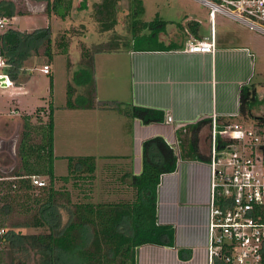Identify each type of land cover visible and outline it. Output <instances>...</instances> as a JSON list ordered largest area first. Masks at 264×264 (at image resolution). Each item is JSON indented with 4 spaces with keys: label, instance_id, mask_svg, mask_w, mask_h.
<instances>
[{
    "label": "trees",
    "instance_id": "1",
    "mask_svg": "<svg viewBox=\"0 0 264 264\" xmlns=\"http://www.w3.org/2000/svg\"><path fill=\"white\" fill-rule=\"evenodd\" d=\"M109 5L113 8L112 2ZM109 5L105 8H109ZM72 9L73 0H49L46 10L49 17L55 15L66 20ZM114 13L112 9V14ZM144 13L143 2L137 0L131 28L133 48L137 51L160 47L159 35L167 25L166 21L159 18L152 22L143 21ZM15 16L13 4L0 0V17L11 20ZM114 24L115 20H112L107 30ZM198 24L191 21L188 26L194 32L198 30ZM147 30H150L149 34L145 33ZM58 51L61 55H67L69 43L64 34L59 41H53L51 27L26 33L11 26L0 34V54L6 58L8 73L16 83L22 74H26L27 62L42 54L47 63L52 64ZM88 70L83 69L79 83L87 85L85 96L76 97V91L69 84L68 109L94 107L95 101L91 99L95 98L96 91ZM254 91L253 85L242 87V117L248 115V111L254 106ZM121 108V104L117 106L120 113L144 124L164 122L161 111L133 105L125 111ZM37 113L36 118L33 115L22 116L23 132L18 146L21 161L19 171L8 178L0 173V229L5 230V234L0 237L1 264H6V256L10 255V264H29L31 253L36 258V264H138L140 247L174 246L173 228L159 225L157 216V194L161 177L173 173L179 159L175 150L164 139L156 137L144 142L142 172L138 176L133 175L128 186L132 190L131 198L95 203L89 193L92 189L84 187L85 183L91 185L96 180L98 158L67 157V175H56L55 161L58 157L54 152L53 108H39ZM44 116L49 117L47 121ZM254 124L258 133L264 135V118ZM229 125H232L231 121L217 120L220 150L231 142L222 134ZM212 127L213 120L206 119L187 128V131H191V136L181 140L180 157L210 162L211 151L208 149L203 152L200 136L205 129L206 140H210ZM182 133L180 132V136ZM36 178L42 179L45 186L35 185ZM71 181L85 193L83 196L75 199L68 189L59 187V184L64 186ZM17 215H24L25 218L10 223ZM24 229H34L38 233L27 234L23 232Z\"/></svg>",
    "mask_w": 264,
    "mask_h": 264
},
{
    "label": "crops",
    "instance_id": "2",
    "mask_svg": "<svg viewBox=\"0 0 264 264\" xmlns=\"http://www.w3.org/2000/svg\"><path fill=\"white\" fill-rule=\"evenodd\" d=\"M163 20L167 22L166 29L171 26L173 31L172 24H176L169 19ZM191 21L199 23L198 30L193 32L190 29L188 23ZM234 23L237 24L234 28L218 29L216 21L213 33L212 27L207 30L204 21L195 17L187 25L178 24L184 36L181 42H174L172 37L161 33L160 47L151 50H135L132 40L126 48L117 46L111 49L113 54L125 57L123 64L117 61V65H114L112 82L117 83L116 89L120 87L115 78L122 71L123 65L128 71V91L123 96L119 92H111L112 96L106 98L108 102L121 104V107L133 105L161 111L164 122L144 124L138 119H130L116 112L124 117V123L117 124L119 119L115 121L117 133L112 135L108 144L132 145L136 152L131 149L132 152L122 154L121 149L114 147V154H100L101 161L106 162L102 171L105 175L102 174V183L98 182L96 171V187L116 185L115 190L119 189L116 192L118 199L126 198L121 196V192H127L123 188L129 186L133 175L141 174L143 144L147 140L161 137L179 157L176 170L162 175L157 194L158 224L173 228L174 246L144 245L138 250V264H208V221L212 200L211 161L182 159L180 143L182 139L191 136V131H187V128L202 120L221 119V122L231 121L232 124L257 130L254 123L264 118V43L261 39L264 35ZM213 35L217 46L214 55L187 51L190 41H210ZM95 45L101 46L103 43L97 42ZM105 51L96 53V57L105 56L101 55ZM80 64L82 72L83 66L87 64L82 61ZM49 65L52 69V64ZM99 65L97 62L98 67ZM92 66L91 73L95 70V63ZM249 85H253L255 90L254 106L248 111V115L242 117L241 90ZM98 95L101 101L103 96L99 92ZM23 115L25 114L17 112L15 116H0V120L20 123ZM169 117L171 121L168 120ZM54 129L56 135V127ZM206 131L202 130L200 136L203 152L208 149L211 151L212 148L211 139L206 140ZM180 132H183L181 136ZM104 145L106 143L102 142V146ZM110 169L115 171L111 173L113 180L108 175Z\"/></svg>",
    "mask_w": 264,
    "mask_h": 264
},
{
    "label": "rangeland",
    "instance_id": "3",
    "mask_svg": "<svg viewBox=\"0 0 264 264\" xmlns=\"http://www.w3.org/2000/svg\"><path fill=\"white\" fill-rule=\"evenodd\" d=\"M1 1L13 4L16 16L10 20V23L5 28H0V34L11 26L26 33H32L37 29L46 28V26L51 27L54 41H59L63 34L66 36L70 52L67 55H61L59 51L57 52L52 61L51 75H44L41 72L44 65L47 64V60L42 54L37 59L27 62L25 64L26 74H22L19 81L15 82V89L0 87V116L6 118L15 116L17 112H20L26 115H33V118H36L37 109L44 107L50 110V106H52L53 120L56 127V135L54 129V152L55 156L58 157L55 161L56 175H67V157L95 156L98 158V174L96 173L98 182L102 183V174H104L102 171H104L103 167L106 162L101 161L102 159L99 155L102 153L114 154V147L121 149L120 152L122 154L130 152L133 148L132 145L117 144L118 146H114L108 144L109 140L112 139V135L117 133L115 130L117 124L119 122L124 123L123 116L125 115L121 114L120 110L117 109L118 103H109L106 98L111 97V92L113 91H115V94L121 93V96L128 91V71L123 65L121 66L122 71L119 75L116 74L115 78V80H118L120 87L116 89L115 85L117 83L112 82L114 80V65H117V61L123 64L125 57L120 56V54H113L111 49L117 46L126 48L130 45L132 40V13L137 0H73L72 13L66 20H61L55 15L48 16L46 10L47 0ZM111 1L115 3L114 8L109 5ZM141 1L145 7V14L142 16L143 21L152 22L156 18L160 20L165 18L172 20L176 24H172L173 31L170 26L162 32L172 37L175 40L174 42L184 40L182 30H180L178 24L187 25V22L195 17L204 21V27L207 30L211 29L209 9L194 0ZM107 5H109V8L106 9ZM112 9L115 11L114 15L112 14ZM112 20H115V24L111 29L107 30V26L111 25ZM216 21L218 29L234 28L237 25L221 15H217ZM145 33L149 34L150 30ZM261 39L264 43L262 36ZM97 42H102L103 45H95ZM42 50L41 53L43 52ZM101 51H105L101 53V55L105 56H102L103 58L96 57V53ZM80 61L87 64L83 66V69L88 70L89 68L88 72L93 69L92 63H95V70H93V73H89L94 80L93 87L96 91V99H91L95 101L93 108L70 111L66 107L69 84L76 91V97L86 94L88 91L87 85L84 88L79 84L80 80H82ZM97 62L100 64L99 67ZM257 70H259L258 67ZM98 92L103 96H100L101 101L98 99ZM128 107L124 105L121 109L125 111ZM116 112L123 116H119ZM48 118L44 116L46 121ZM239 120L241 121L242 119L239 118ZM115 121H118L117 124H115ZM22 132L23 120L20 123L7 124L6 122H0V173L3 177L12 176L21 167L18 146ZM38 141L39 137L36 138L37 143ZM102 142H105L106 145L102 146ZM132 150L136 152L135 149ZM100 173L101 175H99ZM111 173H115V171L113 172L110 169L108 174L113 180L114 176H111ZM88 185V183H85L84 188L92 189L89 193H91L92 201L95 203L112 202L119 197L116 193L119 192V189L115 190L114 187L116 185H109L108 187L100 185L96 187V182ZM59 187L68 189L75 199L85 194L72 181L64 186L59 184ZM123 189L128 193L121 192V196L131 198L132 191L128 187ZM24 218V215L14 216L10 223ZM23 232L27 234L38 233L34 229H24ZM30 260L29 264H36V258L33 253H31ZM5 261L6 264H10L11 255L6 256Z\"/></svg>",
    "mask_w": 264,
    "mask_h": 264
},
{
    "label": "built area",
    "instance_id": "4",
    "mask_svg": "<svg viewBox=\"0 0 264 264\" xmlns=\"http://www.w3.org/2000/svg\"><path fill=\"white\" fill-rule=\"evenodd\" d=\"M210 11L212 32L217 15L241 24L252 32L264 35V0H194ZM10 20L0 17V28ZM215 36L210 41H190L187 51L214 55ZM9 64L0 54V87L16 88L8 73ZM52 69L44 65L41 72ZM171 121V117L168 119ZM240 135L228 138L229 145L220 150L217 120L211 132L212 200L208 221V264H264V135L257 130L232 124L222 132ZM227 138V137H226ZM34 184L43 187L42 179ZM5 234L0 229V237ZM1 264V263H0Z\"/></svg>",
    "mask_w": 264,
    "mask_h": 264
},
{
    "label": "water",
    "instance_id": "5",
    "mask_svg": "<svg viewBox=\"0 0 264 264\" xmlns=\"http://www.w3.org/2000/svg\"><path fill=\"white\" fill-rule=\"evenodd\" d=\"M1 87L5 88L6 87V84H5V78H3L1 80ZM240 135H234V134H227L225 135L224 137H227V138H239Z\"/></svg>",
    "mask_w": 264,
    "mask_h": 264
},
{
    "label": "flooded vegetation",
    "instance_id": "6",
    "mask_svg": "<svg viewBox=\"0 0 264 264\" xmlns=\"http://www.w3.org/2000/svg\"><path fill=\"white\" fill-rule=\"evenodd\" d=\"M47 1H49V0H47ZM112 2V1H111ZM48 4V3H47ZM106 4H107V2H106ZM112 5H113V8H114V6H115V3H114V1L112 2ZM108 6V5H107ZM143 6H144V4H143ZM46 9H47V6H46ZM135 11H136V6L133 8V13H135ZM144 12H145V7H144ZM133 13H132V16H133ZM145 14V13H144ZM0 122H6L7 124L8 123H16V122H14V121H11V120H5V121H3V120H0Z\"/></svg>",
    "mask_w": 264,
    "mask_h": 264
}]
</instances>
